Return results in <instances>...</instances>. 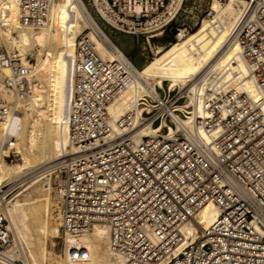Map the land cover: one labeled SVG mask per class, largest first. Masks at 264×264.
I'll list each match as a JSON object with an SVG mask.
<instances>
[{"label": "built area", "instance_id": "obj_1", "mask_svg": "<svg viewBox=\"0 0 264 264\" xmlns=\"http://www.w3.org/2000/svg\"><path fill=\"white\" fill-rule=\"evenodd\" d=\"M170 1L88 0V9L117 31L143 35L149 46L184 0L173 18L143 31ZM17 5L23 26L48 22L50 0ZM99 8L119 26L108 23ZM87 31L103 37L95 27ZM231 43L239 46L253 91L239 73L226 80L211 64L189 89L152 87L121 49L104 59L86 34L78 38L65 110L74 152L40 169L58 196L63 242L102 223L120 264H264V0H244L226 37L225 44ZM18 58L0 43V65L12 70L4 82L20 98L29 93V68ZM138 86L122 115L108 112L125 90ZM209 200L219 209L215 221L186 237L183 224L194 222ZM6 225L0 214L1 243L9 240ZM69 251L76 261L90 256L83 246Z\"/></svg>", "mask_w": 264, "mask_h": 264}, {"label": "bare ground", "instance_id": "obj_2", "mask_svg": "<svg viewBox=\"0 0 264 264\" xmlns=\"http://www.w3.org/2000/svg\"><path fill=\"white\" fill-rule=\"evenodd\" d=\"M181 2L182 0H171L166 5L165 13L162 12L153 20H149L142 30L154 31L165 24L174 17ZM243 4L244 0H210L208 14L200 19L193 31L179 28L174 36L175 40L167 46L153 45V57L141 68H136L138 75L152 87L164 86L166 81L169 88L178 86L179 89L186 90L190 88L196 74L211 64L217 70H222L226 80L239 73L246 87L253 91L254 84L248 77L247 65L239 55V46L235 43L225 44ZM99 12L108 23L119 26L104 10L99 8ZM91 27L100 30L103 37L99 39L92 31H87ZM162 33L157 31L152 37L161 36ZM84 34L93 41L95 51L104 59L113 57V48L120 51L119 46L104 33L83 0H50L48 22L36 28L20 23L17 0H0V43H3L7 50L13 49L17 52L20 56L17 59L19 63L24 69L29 68L26 75L29 93L17 98L4 82L5 77L12 72L11 67L0 65V100L6 102L3 104L5 112L0 120V141L4 144L0 153L3 157L8 156L11 149L17 156L16 162L9 163L10 165L0 157V180L3 176L10 179L17 177L7 181V185L13 184L19 177L39 170L28 184L20 185L22 189L7 202L5 212L0 211L7 221L5 235L7 234L8 239L11 238L8 245L0 247V264H15L18 261L20 264H44L52 255L45 247L46 240L48 236L59 235V226L48 228L49 221L36 224L35 230L42 235V239H39L36 255L33 254L29 249L32 237L30 225L27 223L31 213L28 206L33 205L34 216L38 208H47L50 195L44 191L51 188L50 178L48 173L40 169L64 154L74 152V147L69 146L67 141L68 124L65 110L70 97V71L75 58V46L78 38ZM33 50L36 56L35 65L24 59V55ZM137 90L141 91V87L125 90L119 99L108 106V112L115 117L122 115ZM19 106L23 108V117ZM37 153L39 154L36 155ZM32 156L38 157L36 163L31 160ZM37 181H43L46 187H40L41 190L32 187ZM37 190L41 195H34ZM2 192L0 190V193ZM18 195L20 197H17ZM218 214L217 205L211 200L207 201L195 215L194 222L183 224V234L194 238L198 228H209ZM15 238L20 245L16 244ZM100 244L104 246L103 252L98 249ZM77 246L89 248V258L82 261L71 259L69 248ZM63 247L66 255L64 263L51 259L49 264L121 263V259L109 247L108 231L102 223H95L86 234L66 237Z\"/></svg>", "mask_w": 264, "mask_h": 264}, {"label": "rangeland", "instance_id": "obj_3", "mask_svg": "<svg viewBox=\"0 0 264 264\" xmlns=\"http://www.w3.org/2000/svg\"><path fill=\"white\" fill-rule=\"evenodd\" d=\"M224 2L225 0H221ZM84 4L86 5L87 8H91L90 5L88 4V0H83ZM210 0H184L183 5L181 10L178 12L174 20L168 25L169 30H175L174 36L177 33L179 28H185L188 31H193L198 23L200 22V19L203 18L208 14V5H209ZM94 15V14H93ZM98 23L100 24L102 30L104 33L111 38V40L119 46V48L131 58V61L133 65L139 69L141 68L147 61H149L153 57V45H160V46H167L168 39L167 35L168 32L166 29L162 33L161 36L153 37L150 38V45L148 46L143 35H140V37L137 38L135 35L131 34H126L120 31H117L110 27L107 23H105L103 20H101L97 15L94 16ZM173 36V39L175 40ZM35 50L27 52L24 55V59L27 60L31 65L36 64V56L34 53ZM20 57V56H19ZM166 85V81H164V86ZM2 96V95H1ZM21 110V116L23 117L24 111L22 106H19ZM4 149V144L1 143L0 141V150ZM37 153L36 155H38ZM0 157L3 159V161L7 164H13L17 160V156L12 153V150L10 149L8 152V156L3 157L2 153H0ZM32 161L34 160L35 163L38 160V157L32 156ZM33 161V162H34ZM10 163V164H9ZM39 171V170H37ZM37 171L31 172L30 174H27L25 176L19 177L18 181H15L13 184H8L7 181H12L15 180V178L10 179L7 176H3L2 180H0V190L3 191L0 193V211L5 212V206L7 205V202L10 199H13L15 196V193L17 191H20L22 187H20L21 184L30 182V180L36 175ZM37 184V185H36ZM38 184L40 186H38ZM4 185V186H3ZM7 185V186H5ZM35 186L40 189V187H46L45 184H43V181H37L32 184V187ZM41 190V189H40ZM49 192V193H48ZM44 193H46L49 196V203L47 204V208H38L35 212L32 211L33 205L29 204L28 208L30 209L29 212V218L27 220L28 225H30V233H31V244L29 246V249L32 251L33 254L36 255V252L38 251L39 247V239H42V235L37 233L35 230V226L39 225V223L42 221H49V224L47 222V227L51 228L55 225L59 226V214H58V207L60 203L58 202V197L55 192V190L51 187L48 190H45ZM23 194V193H22ZM35 196L41 195V193L37 190L36 193L34 194ZM14 196V197H12ZM12 197V198H10ZM17 197H20L18 195ZM49 208V209H48ZM48 209V211H47ZM41 210V211H40ZM42 212V214H41ZM46 213H48L46 215ZM32 215V216H31ZM43 215V217H42ZM40 216V217H39ZM38 217V218H37ZM34 218V219H32ZM37 218V219H36ZM42 218V219H41ZM46 219V220H45ZM35 221V223H34ZM34 223V224H33ZM37 224V225H36ZM33 225V227H32ZM36 231V232H35ZM35 234V235H34ZM13 238V235H11ZM48 240H46V249L50 250L52 252V255L45 261L44 264H49V260L53 259L54 261H58L60 263H64L66 259V255L64 254V242L62 240V237L60 236V230H59V235L56 237H47ZM11 241V238L9 240H6L5 243H1V247H5L8 245ZM16 244H19V241H17V238H15ZM38 241V242H37ZM39 243V244H38ZM99 251L103 252L104 246L103 244H100L98 246ZM99 252V253H101ZM60 257V258H59ZM62 257V258H61ZM15 264H20V261L15 262Z\"/></svg>", "mask_w": 264, "mask_h": 264}, {"label": "trees", "instance_id": "obj_4", "mask_svg": "<svg viewBox=\"0 0 264 264\" xmlns=\"http://www.w3.org/2000/svg\"><path fill=\"white\" fill-rule=\"evenodd\" d=\"M166 31L168 32V35H167V39H168V42H173L174 39H173V36H174V33H175V30H169L168 26L166 27ZM148 62V61H147ZM146 62V63H147ZM145 63V64H146ZM144 66V65H143Z\"/></svg>", "mask_w": 264, "mask_h": 264}, {"label": "crops", "instance_id": "obj_5", "mask_svg": "<svg viewBox=\"0 0 264 264\" xmlns=\"http://www.w3.org/2000/svg\"><path fill=\"white\" fill-rule=\"evenodd\" d=\"M165 29H166V28H165ZM165 29H164V30H165ZM163 32H164V31H163ZM144 65H145V64H144Z\"/></svg>", "mask_w": 264, "mask_h": 264}]
</instances>
